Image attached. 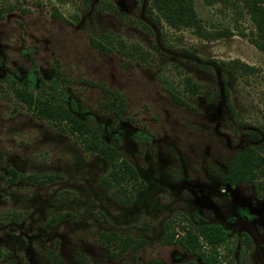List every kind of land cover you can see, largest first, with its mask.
<instances>
[{"label": "rangeland", "instance_id": "374dc122", "mask_svg": "<svg viewBox=\"0 0 264 264\" xmlns=\"http://www.w3.org/2000/svg\"><path fill=\"white\" fill-rule=\"evenodd\" d=\"M192 3L212 36L168 26L148 0H0V264L198 261L169 234L200 221L227 229L233 264H264V171L223 180L237 152L264 156V48L240 0ZM135 46L146 60L123 53ZM33 72L135 179L115 183L67 124L21 103L15 85ZM186 77L197 92L183 90ZM113 235L139 245L120 250Z\"/></svg>", "mask_w": 264, "mask_h": 264}, {"label": "trees", "instance_id": "16d2710c", "mask_svg": "<svg viewBox=\"0 0 264 264\" xmlns=\"http://www.w3.org/2000/svg\"><path fill=\"white\" fill-rule=\"evenodd\" d=\"M148 2L149 13L155 12L168 26L177 29L189 28L195 34L203 37L212 36L202 26L201 20L194 10L192 0H148ZM240 3L253 26V34L250 39L257 48L263 49L264 0H240ZM224 31L221 34L226 33ZM90 42L93 47L101 50L115 48V44L110 39L107 42L91 39ZM121 44H119V47ZM123 53L131 58L135 57L140 60H146L148 57V53L137 46ZM227 65L233 70L239 69L244 73L253 71L252 66L239 60L228 62L226 63ZM165 89L175 103H184V100L173 86L166 87ZM183 90L193 94L197 92L198 85L191 78L186 77L184 79ZM14 91L15 95L25 102L27 107L37 116L44 117L54 123L67 124L70 127V131L76 133L83 140L86 148L96 152L103 160L110 164V179L115 183L129 182L136 178V173L132 166L126 160L119 158V153L113 145L101 140L98 134L88 127L84 121L74 116L73 112L65 104L45 95L41 85L37 89L33 84L23 87L16 86ZM115 100L113 99L108 106L118 111L116 107H120L121 104L119 103L115 106ZM263 166L264 156L258 153L255 148H246L234 155L229 172L224 176L223 180L229 184L238 181L251 182L264 171ZM32 177L29 175L27 179L31 180ZM182 229V234L177 237H174L172 233L169 234V242L173 240L198 260H190L183 264H233L231 257L232 249L229 247V234L227 229L222 225L200 221L197 223L190 222L189 226H183ZM110 239L112 242L119 240L117 245L120 246V250H126L128 247L136 248L139 245L138 241L128 237L123 238L113 235ZM55 263L60 264L57 260ZM150 264L165 263L152 260Z\"/></svg>", "mask_w": 264, "mask_h": 264}, {"label": "flooded vegetation", "instance_id": "af4514ba", "mask_svg": "<svg viewBox=\"0 0 264 264\" xmlns=\"http://www.w3.org/2000/svg\"><path fill=\"white\" fill-rule=\"evenodd\" d=\"M18 82H20L18 85H15V87L17 86V87H20V86H28V85H30V84H33L34 85V87L37 89V88H39V86L41 85H43V83H42V78H40L39 76L37 77V76H35V73L33 72V73H30L29 75H27L26 77H25V79H23V80H21V81H18ZM20 101H21V103H23L24 104V106L27 108V109H29L28 107H27V105H26V103L25 102H23L21 99H19ZM30 110V109H29ZM75 116V115H74ZM8 173H9V178L11 179V180H20V179H23V176H20L19 174H17V172L16 171H14V170H8ZM206 222H208V221H206Z\"/></svg>", "mask_w": 264, "mask_h": 264}]
</instances>
